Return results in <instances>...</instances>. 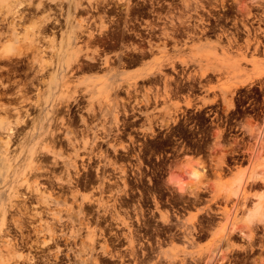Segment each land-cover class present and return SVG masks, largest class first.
<instances>
[{
	"label": "rangeland",
	"instance_id": "obj_1",
	"mask_svg": "<svg viewBox=\"0 0 264 264\" xmlns=\"http://www.w3.org/2000/svg\"><path fill=\"white\" fill-rule=\"evenodd\" d=\"M78 1L88 7L89 0ZM108 1L113 5L109 14L115 15L138 0L130 5L124 1L119 8L117 0ZM164 1L154 0L157 36L148 56L128 58L132 50L107 55V66L71 75L83 44L72 38H80L90 25L74 12H106L107 6L70 14L73 0H0V19L5 18L0 29V122L16 120L23 85L34 75L26 69L32 54L23 56L24 44L36 43L29 37L43 17H57L62 24L54 33V47L48 39L39 43L46 50L43 59L53 57L41 84L44 100L50 73L57 72L59 84L53 85L52 99L41 115L31 112L41 125L58 132L59 160L73 157L77 163V169L63 162L55 168L64 179L70 170L73 181L71 186L63 182L66 188L58 181L54 185L60 188L54 189L55 195L62 192L54 205L59 240L43 244L28 225L24 241L11 224L18 248L25 246L17 248L18 255L30 253L38 261L17 257L19 264H264V0H172L176 4L169 12ZM9 4L27 16L18 31L8 27L13 21ZM103 23L94 30L112 26L111 20L106 21L109 26ZM75 27L80 31L74 32ZM46 33L53 36L51 29ZM93 50L89 55H95ZM59 60L67 61L58 65ZM78 94L85 104L80 111L72 106ZM70 101L72 109L60 114L59 106ZM54 102L52 122L47 112ZM29 123L24 131L19 127L15 150L33 132L35 122ZM45 143L53 142L45 137L40 144ZM31 147L26 143L24 149ZM49 158L46 163L52 165L54 158ZM188 161L202 175L188 180L190 191H180L173 181L189 176ZM21 164L26 166L24 159ZM23 176L12 183L0 181V186L7 184L4 200L22 185ZM69 189L78 192L72 195Z\"/></svg>",
	"mask_w": 264,
	"mask_h": 264
},
{
	"label": "bare ground",
	"instance_id": "obj_2",
	"mask_svg": "<svg viewBox=\"0 0 264 264\" xmlns=\"http://www.w3.org/2000/svg\"><path fill=\"white\" fill-rule=\"evenodd\" d=\"M124 1H127V3L130 5V1L131 0H117L114 5L118 6V4H121ZM71 4L72 5L69 6V10H68V12L70 14H71V12L73 10L77 11V10L81 9L83 11L84 10L91 11L94 7L99 10L100 6H102V5L104 6V8H106L105 6L111 7V4H110V2L108 0H102V1L98 0L97 2H93V0H89L88 5H87L88 7H84L83 3L81 1L79 2L78 0H73V2ZM20 9L21 8L18 5L14 6L13 4H9L8 8H7V11L11 12L13 14V21L11 23H9L8 27L11 28L14 31H18L19 28L22 25H24L23 23L27 19L26 14L21 12ZM80 12L81 13H86V12H82V11H80ZM102 12H104V10ZM4 19H0V29H1V25L3 24L2 22H4ZM59 23H60V21H59V19L57 17H53V16H50V15H47L46 17H43L42 20L40 22H38V26L36 27V30L34 31L33 35H31L29 37L32 42H36V43L35 44H27V43L24 44L26 48L22 52L23 56H28L29 54H32L31 58H29V57L27 58L29 62H27L28 64H27V68L26 69H28V72L33 73L34 75H33V77H31L29 79L27 78L28 80H25L26 82L23 85L24 92H23L22 101H21V104H23V105H22L20 110H18L19 108L16 109L17 110L16 111V113H17L16 120L9 119V120H7L5 122V124L3 123V121L0 122V150L2 149V153L0 154V164L4 165V168L0 169V181L4 180L6 183H10V182L12 183L15 180L19 179V175H24L23 178L21 179V181L23 182L22 185L20 187H14L11 190L10 194L8 195V200L7 201H6V199L4 200V196H5L4 188H5V186H7V184H4L3 186H0V207L3 210V213L0 214V264H14V263L15 264H19L18 260L16 261L17 257L18 258L21 257L25 261L28 260L26 263H29V261L31 263L38 262L37 260L34 261L37 258H34L35 256L32 257V255L30 253L27 256H25V254L24 255H18V252L21 251V248L25 247V246H22V247L20 246L21 248L20 247L18 248L17 243H16V238H15V236H14V234L12 232V229L10 227L12 225L14 226V229L15 228L18 229V232L20 233L19 236L21 235V237H18V238H22L23 240L27 238L26 240L28 241V236L29 235L28 236L25 235V229L27 228L28 225L34 226V233L37 235L38 238H41L40 240H42L43 244H47V243H50V242H52L54 240L57 241V240L60 239V238L58 239L59 234H58V231H57V225L60 222V218L58 217V212L56 211L58 209L55 208L54 205H58L59 204L58 201H59V197L60 196H57V195H59L60 193L62 194V192H60V190H59L58 192H60V193L55 195V193H54L55 190L54 189L57 188V190H58L60 188H58V187L54 188V185H55V182L58 181L60 186H63V182H67L69 184V186H71L73 181H72V174H71L70 170H67V174H66L67 177L64 179V177L60 178V177L57 176L58 174H56L57 172L55 171L56 170L55 168H57L60 165V162H63L64 165H71V168L75 166V168L77 169V163H76V161H72L73 157L69 158V159L68 158H64L63 161L59 160L60 152L57 150V148L55 146V143L57 142L56 140H57V137H58V132H56L55 130H53L50 127L47 128L44 124L41 125V121L40 120L38 121L37 118L35 116H33V114H32L33 112H34V114H36L35 112H38L39 116L41 115L42 110L45 109V106L52 99V96H53V92H52L53 91V85L54 84L55 85L59 84L56 81V73L57 72L50 73V75H51L50 77L51 78H50V81L47 82V84L49 85V92H48L49 96H48V98H45V100H44V96H43V93H42V90H41V84L42 83H44V84L46 83V80H44V76L47 74L46 72L48 71V68L53 66V57H52L51 61L44 60L43 58H44V54H45L46 50L42 49L39 43H41L42 41L48 39V41H50L51 46L54 47V44H52L55 41V34L54 33H55V29L58 27ZM90 25L89 24L87 25L86 31L89 30ZM49 29H51V31L53 33L52 37L49 36L46 33V32H48ZM131 30H133V29H131ZM88 36H89V41L88 42L92 43L93 40H94V37H95L94 32L89 30ZM105 36H109V35H105ZM96 38H100V37H96ZM102 38H104V37H102ZM107 39L109 41V38H107ZM107 39H106V41H107ZM102 40L105 41V39H102ZM102 40H100V42ZM98 41H99V39H97V42ZM22 42H23V40H22ZM101 44H103V43H100V45ZM3 57H4V55L0 54V58H3ZM6 57L11 58V56H9V55H7ZM36 67H37V69H36ZM26 71H25V73L27 74ZM29 76L30 75H28V77ZM167 85H169V84H167ZM180 85H181V83H180ZM68 88H69V86L66 88V90H68ZM34 90H36L37 92H36L35 96H32V92ZM172 91H174V90H172ZM67 94L70 95V98L73 97L71 94H69V93H67ZM51 106L52 107H50V110H48L47 113L48 114L51 113L52 117L48 118V121L52 120V122H54V117L53 116L57 112L55 102ZM0 108H4V107L0 106ZM7 111H9V110H7ZM31 111H33V112H31ZM31 119L34 120L35 127L33 129V132L30 133L29 136L27 137L25 144L26 143H27V145L32 144V147L28 151V150L24 149L25 144L19 145L20 144V142H19L18 149L15 150V148H14L15 145L13 144V141H14V138H17L19 136L18 135L19 134V129H20L19 127L22 128L21 130H23V126H25L27 124H29L28 127H30L31 124L29 122H30ZM20 136H21V134H20ZM45 137L50 138L53 143H45L43 146H41L40 141L45 139ZM13 150H15L14 151L15 153L12 152ZM50 156H53V158H54L53 161L50 162V163H52V165H49V164L46 163V161L48 160V158ZM51 158H49V159H51ZM23 159L25 161L26 166L24 164H21L20 166H18V164L21 161H23ZM191 160H193V159H191ZM187 164H188V168L187 169H189V170H187L188 173L186 175H189V176L188 177H180L179 179L176 178L174 181L172 180L174 185L180 191H185V190L190 191L188 189L189 188L188 180H190V179L197 180L202 175L201 171L199 170V167L197 168V166H195L194 164H191V162H189V161L187 162ZM11 175H16L15 179H9V178H11ZM59 184H58V186H59ZM21 187H22V189H24V192L20 191ZM64 188H66V186ZM69 188H71V187H69ZM191 188L192 187H190V189ZM61 190H62V187H61ZM69 190H70L69 192L71 193L72 190L71 189H69ZM76 192H78V191H76ZM76 192L73 191L72 195H75ZM68 195H70V194H68ZM54 196H56V197H54ZM63 196H61V198ZM62 199H64V198H62ZM104 209H106V208H104ZM83 210H85V209H83ZM66 211H69V209L66 208ZM9 216L11 217V222L9 221L10 220ZM81 220L84 223L86 222L85 220H83V218H81ZM125 221H126V219H125ZM71 224L72 223H70V225ZM86 224L87 223H85V225ZM90 224H91V222L89 223V226H90ZM59 227H58V229H60ZM66 227H68V226L66 225ZM73 227L75 229V226H73ZM62 228H64V227H62ZM76 228H77V225H76ZM59 232H62V231H59ZM63 232H65V231H63ZM126 237H127V235H126ZM131 237L133 238V236H131ZM66 238L67 237H65L64 240H66ZM127 239H128V237H127ZM26 240H24V241H26ZM59 242H56V243H59ZM61 242H62V240H61ZM133 242H135V241H133ZM38 243H39V241H38ZM62 243H64V242H62ZM65 243H66V241H65ZM54 245H55V243H54ZM55 246H54V248H56ZM49 247H52V246L49 245ZM63 247H64V245H63ZM17 248H18L19 251L17 250ZM65 248H67L66 245H65ZM110 248H111V246H110ZM37 249H38V247H37ZM51 249L53 251V248H51ZM132 249H134V248H132ZM40 250H41V248H40ZM45 250H46V248H45ZM49 250H50V248H49ZM49 250L47 249L46 251L49 252ZM65 250H63V251L65 252ZM41 252H43V251L41 250ZM64 252H62V253H64ZM43 253H41V255H44ZM126 253H128V252H126ZM56 254H58V253H56ZM111 254H113V253H111ZM54 255H55V253H54ZM38 256L39 255H37V257ZM50 256H52V255H50ZM67 256H66V258H67ZM121 256H123V255L121 254ZM46 257H48L47 258L48 260L53 258V257L49 258V256H46ZM57 257L59 258L60 256L57 255ZM68 258H69V256H68ZM68 258H67V260H68ZM118 258H122V257H118ZM57 259H54V260L56 262L57 261L61 262V260H59V259L57 260ZM62 259L64 260V256H63ZM12 260H15V261H13L14 263L12 262ZM44 260H42L40 262H45ZM52 260H51L52 263L55 262V261H52ZM124 262L125 261H123L122 263H124ZM20 263L22 264V261ZM45 263H47V262H45ZM41 264H43V263H41ZM53 264H55V263H53Z\"/></svg>",
	"mask_w": 264,
	"mask_h": 264
},
{
	"label": "flooded vegetation",
	"instance_id": "obj_3",
	"mask_svg": "<svg viewBox=\"0 0 264 264\" xmlns=\"http://www.w3.org/2000/svg\"><path fill=\"white\" fill-rule=\"evenodd\" d=\"M174 4L176 3H173L172 0L170 1L165 0L163 4V8L165 12H169L171 9H173ZM112 7L113 5H111V7H107L106 12H102L103 10L99 11L101 14L99 12H89V13L74 12L77 14V16H79V18L82 17L89 21V23L91 24L89 30L94 32L95 41L93 40L92 43H88L89 30L81 34L80 38H77L74 35L72 39L77 40V41H82L83 44L80 46L82 47L83 45H85V49L81 47L78 49L80 51L79 58L78 60L73 61V65H72L73 69L71 72L69 71L68 74L73 75L74 73H77V72L84 73L87 70L93 71L94 69L103 68L109 64V59H106L107 55L115 56L116 53H122L123 55H126L125 51L132 50L134 54L133 56H129L128 58L132 57L137 60L139 58L148 56L155 49V45H156L155 38L157 36L156 21H157L158 13L156 10L157 5L154 3V0H138L137 2L134 3L132 7L130 6L131 10H130V7H127V11L119 10L120 12H118V14H115V15L109 14L111 13L109 9H111ZM125 19L131 20V21L128 22ZM103 20H104V23L102 22ZM110 20H111V25H112L110 28L102 27L100 29L94 30V26L99 25L98 22L103 23V25L109 26V24H107L106 21H110ZM61 24L62 23L60 22V25ZM79 29H80L79 27L72 28L74 32H79L80 31ZM57 30H60V28L58 27L55 31L57 32ZM105 35H109V36H105ZM96 37H100V38H96ZM101 38L105 39V41L107 38H109V41L107 39V41L105 42ZM97 39H99L98 42H97ZM100 40L102 41L100 42ZM100 43H103L104 45L103 44L100 45ZM90 47H93L94 49L93 52L95 55H89ZM84 50H87V51L85 52ZM72 57L75 58V55L73 54ZM116 59L117 57L115 59H112L111 61L114 62ZM56 63L58 65L65 64V63L62 64L61 60L56 61ZM123 63H125V65H128L130 61H124ZM112 85L114 86V84ZM114 87H116L115 88L116 90L121 89V86L119 85L114 86ZM129 92L130 91L127 90L128 94H130ZM80 96L81 95L78 94L74 99H72V101H74L72 106H75L76 110L78 111L82 110L85 107V104H82L81 102ZM70 108L72 109L71 101L68 104V106L66 104L59 106L60 114L63 113L65 109H70ZM83 118L85 117H81L82 122H83ZM136 119H140V118L137 117L134 120ZM126 134L128 135L130 133L126 132ZM126 150L127 149H125V151Z\"/></svg>",
	"mask_w": 264,
	"mask_h": 264
},
{
	"label": "snow or ice",
	"instance_id": "obj_4",
	"mask_svg": "<svg viewBox=\"0 0 264 264\" xmlns=\"http://www.w3.org/2000/svg\"><path fill=\"white\" fill-rule=\"evenodd\" d=\"M261 223H264V217L261 218Z\"/></svg>",
	"mask_w": 264,
	"mask_h": 264
}]
</instances>
